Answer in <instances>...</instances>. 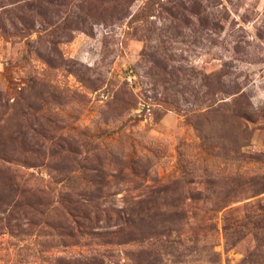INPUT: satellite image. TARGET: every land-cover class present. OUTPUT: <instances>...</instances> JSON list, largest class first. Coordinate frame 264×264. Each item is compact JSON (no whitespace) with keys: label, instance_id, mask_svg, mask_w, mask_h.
<instances>
[{"label":"rangeland","instance_id":"rangeland-1","mask_svg":"<svg viewBox=\"0 0 264 264\" xmlns=\"http://www.w3.org/2000/svg\"><path fill=\"white\" fill-rule=\"evenodd\" d=\"M0 264H264V0H0Z\"/></svg>","mask_w":264,"mask_h":264},{"label":"trees","instance_id":"trees-1","mask_svg":"<svg viewBox=\"0 0 264 264\" xmlns=\"http://www.w3.org/2000/svg\"><path fill=\"white\" fill-rule=\"evenodd\" d=\"M223 220H224V223H225V221L227 220V218L224 217ZM227 230H228L227 226H224V231L226 232Z\"/></svg>","mask_w":264,"mask_h":264}]
</instances>
